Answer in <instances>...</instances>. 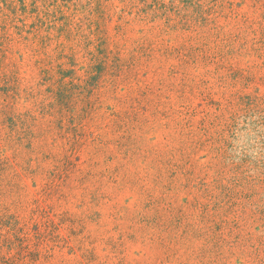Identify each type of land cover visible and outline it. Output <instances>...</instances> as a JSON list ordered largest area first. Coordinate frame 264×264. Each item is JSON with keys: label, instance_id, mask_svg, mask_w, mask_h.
Masks as SVG:
<instances>
[{"label": "rangeland", "instance_id": "374dc122", "mask_svg": "<svg viewBox=\"0 0 264 264\" xmlns=\"http://www.w3.org/2000/svg\"><path fill=\"white\" fill-rule=\"evenodd\" d=\"M0 264H264V0H0Z\"/></svg>", "mask_w": 264, "mask_h": 264}]
</instances>
